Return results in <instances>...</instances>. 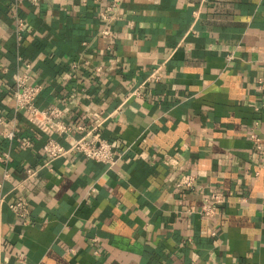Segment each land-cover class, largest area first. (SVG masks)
<instances>
[{"label":"crops","instance_id":"obj_1","mask_svg":"<svg viewBox=\"0 0 264 264\" xmlns=\"http://www.w3.org/2000/svg\"><path fill=\"white\" fill-rule=\"evenodd\" d=\"M114 1L0 0V118L16 122L0 139L1 264H264V0H121L111 13ZM19 71L43 88L38 107L96 129L116 165L75 154L47 164L46 136L14 111ZM184 174L194 189L176 188ZM213 193L223 203L205 219ZM19 197L28 225L8 207Z\"/></svg>","mask_w":264,"mask_h":264},{"label":"built area","instance_id":"obj_2","mask_svg":"<svg viewBox=\"0 0 264 264\" xmlns=\"http://www.w3.org/2000/svg\"><path fill=\"white\" fill-rule=\"evenodd\" d=\"M19 2V0H18ZM35 2V0H33ZM121 5V0H115L112 6L108 8L111 13H117ZM102 19L108 20V14H101ZM14 21L15 34L19 41L22 39V32L24 31L25 22L21 19L16 12L12 14ZM102 35L109 37L110 32L106 28L103 30ZM21 61V58H18ZM26 70L30 69L29 63H24ZM160 67L156 68L152 74L154 80L160 79ZM13 91L12 99L15 113L23 114L28 123H30L35 129L44 134L47 141L43 147L42 155L47 164L52 163L58 159L64 158L68 155H80L84 159L94 161L97 163L104 164L110 168L114 167L118 162L120 155L116 150L113 149L110 143L102 139L101 135L96 129L89 130L82 125H71L64 121V111L60 106L50 105L46 108H40L37 105V98L42 92L43 88L40 85L30 83L29 72H16L13 74ZM1 82V78H0ZM136 98H141L142 94L139 90H135L132 93ZM63 103V102H62ZM7 122L0 118V127L4 126ZM16 122H8L7 130L0 133V139L12 141L15 137ZM258 126L254 124L249 129L248 139L255 148L256 151L260 152L263 150L261 140L257 133ZM75 133H81L80 137L75 138ZM72 137L69 147L63 146L58 142L59 137ZM25 147H29L30 143L26 142ZM9 161L8 156L4 153L0 155V162L7 164ZM36 171L28 169L26 171V179L24 182L35 183ZM9 173L5 170L3 174V180H0V208L7 203L8 195L3 194V182L8 179ZM196 178L192 174L181 175L176 181V188L192 190L194 189ZM94 190L91 188L87 195L92 196ZM223 203L221 195L213 193L203 200L201 207V215L205 219H211L218 211L220 205ZM11 211L14 212L15 216L23 222V225H28L29 220V205L28 202L22 198H16L8 204ZM213 235V234H212ZM18 263H23L25 255L18 253L16 255ZM1 264V259H0Z\"/></svg>","mask_w":264,"mask_h":264}]
</instances>
